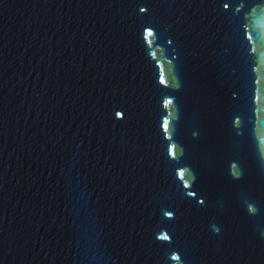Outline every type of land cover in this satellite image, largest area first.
Masks as SVG:
<instances>
[{"label": "water", "instance_id": "1", "mask_svg": "<svg viewBox=\"0 0 264 264\" xmlns=\"http://www.w3.org/2000/svg\"><path fill=\"white\" fill-rule=\"evenodd\" d=\"M0 264H264V0H0Z\"/></svg>", "mask_w": 264, "mask_h": 264}, {"label": "snow or ice", "instance_id": "2", "mask_svg": "<svg viewBox=\"0 0 264 264\" xmlns=\"http://www.w3.org/2000/svg\"><path fill=\"white\" fill-rule=\"evenodd\" d=\"M227 7V5H225ZM166 126V125H165Z\"/></svg>", "mask_w": 264, "mask_h": 264}]
</instances>
